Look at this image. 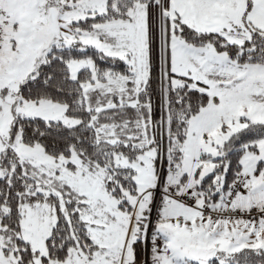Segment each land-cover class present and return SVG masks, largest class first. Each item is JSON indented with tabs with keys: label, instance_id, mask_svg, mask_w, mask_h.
I'll list each match as a JSON object with an SVG mask.
<instances>
[{
	"label": "snow or ice",
	"instance_id": "6c2138e0",
	"mask_svg": "<svg viewBox=\"0 0 264 264\" xmlns=\"http://www.w3.org/2000/svg\"><path fill=\"white\" fill-rule=\"evenodd\" d=\"M0 264H264V0H0Z\"/></svg>",
	"mask_w": 264,
	"mask_h": 264
}]
</instances>
